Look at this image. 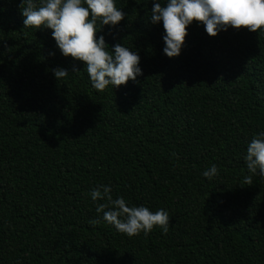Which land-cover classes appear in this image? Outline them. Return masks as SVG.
<instances>
[{
    "label": "trees",
    "instance_id": "16d2710c",
    "mask_svg": "<svg viewBox=\"0 0 264 264\" xmlns=\"http://www.w3.org/2000/svg\"><path fill=\"white\" fill-rule=\"evenodd\" d=\"M154 2L114 0L124 18L97 22L96 38L137 52L142 70L98 92L52 29L0 0V264H264V177L245 161L264 132V31L209 36L193 22L169 58ZM100 185L167 211V234L118 232L96 212Z\"/></svg>",
    "mask_w": 264,
    "mask_h": 264
},
{
    "label": "clouds",
    "instance_id": "9594fccd",
    "mask_svg": "<svg viewBox=\"0 0 264 264\" xmlns=\"http://www.w3.org/2000/svg\"><path fill=\"white\" fill-rule=\"evenodd\" d=\"M20 8L25 27L52 29L61 53L84 62L92 87L98 92L105 91L109 85L114 88L126 85L142 75L137 52L120 43L109 51L104 36L96 38L100 29L98 21L115 26L125 16L114 0H21ZM161 21L165 32L163 51L172 58L180 55L187 27L193 22L202 23L209 36H216L229 27L256 33L264 31V0H167L166 6L155 0L151 22ZM53 71L58 81L69 73L63 68ZM74 72L79 69L74 68ZM245 161L251 174L264 177V132L248 144ZM218 171L213 164L203 176L211 180ZM243 183L252 185V175L246 176ZM90 195L93 201H106L97 205L96 212L103 213L104 221L130 238L140 233L147 235L154 227L161 228L165 234L169 230L170 217L164 209L152 212L145 206H128L123 197L113 199L111 188L105 185L93 189Z\"/></svg>",
    "mask_w": 264,
    "mask_h": 264
}]
</instances>
